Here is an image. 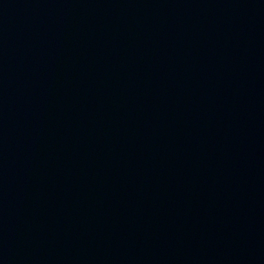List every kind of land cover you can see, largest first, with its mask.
<instances>
[{
  "label": "water",
  "instance_id": "water-1",
  "mask_svg": "<svg viewBox=\"0 0 264 264\" xmlns=\"http://www.w3.org/2000/svg\"><path fill=\"white\" fill-rule=\"evenodd\" d=\"M0 264H264V0H0Z\"/></svg>",
  "mask_w": 264,
  "mask_h": 264
}]
</instances>
